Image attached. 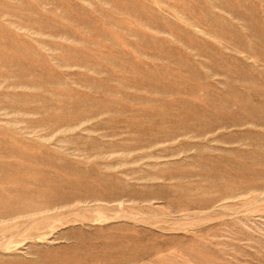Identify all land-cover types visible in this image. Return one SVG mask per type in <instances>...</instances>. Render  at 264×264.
I'll use <instances>...</instances> for the list:
<instances>
[{"label":"rangeland","instance_id":"374dc122","mask_svg":"<svg viewBox=\"0 0 264 264\" xmlns=\"http://www.w3.org/2000/svg\"><path fill=\"white\" fill-rule=\"evenodd\" d=\"M0 264H264V0H0Z\"/></svg>","mask_w":264,"mask_h":264}]
</instances>
